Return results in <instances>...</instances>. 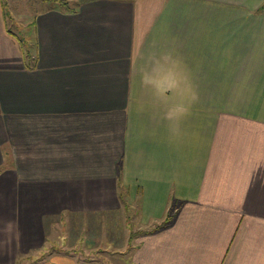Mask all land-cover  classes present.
Wrapping results in <instances>:
<instances>
[{"label":"crops","instance_id":"obj_1","mask_svg":"<svg viewBox=\"0 0 264 264\" xmlns=\"http://www.w3.org/2000/svg\"><path fill=\"white\" fill-rule=\"evenodd\" d=\"M69 2L28 65L0 0V264L127 209L129 264H264V0Z\"/></svg>","mask_w":264,"mask_h":264},{"label":"rangeland","instance_id":"obj_2","mask_svg":"<svg viewBox=\"0 0 264 264\" xmlns=\"http://www.w3.org/2000/svg\"><path fill=\"white\" fill-rule=\"evenodd\" d=\"M64 2L65 0H7L9 23L30 44L33 38L36 13L53 7L65 8L67 4L72 3ZM122 211L67 213L62 217L69 218V223L74 224L73 226L68 225V227L59 222L60 215L55 217L58 220L54 221L57 227L52 230V237L54 235L55 237L54 241L50 242L51 247L47 250L49 252L45 254L42 252L43 255H38L40 259L34 261L22 259L20 264H43L46 261V263L52 261L51 264H55V261L60 263L64 261L63 264H97V262L101 264H129L130 258L135 255L139 248L137 246L140 245L137 238L150 233L151 230L162 229L166 225L165 221L168 217H165L158 226H139L134 220L135 217L132 219L135 211L128 209ZM71 230L73 234H71ZM50 253L59 256L53 258L54 256H51ZM59 257H66V259L62 260Z\"/></svg>","mask_w":264,"mask_h":264},{"label":"trees","instance_id":"obj_3","mask_svg":"<svg viewBox=\"0 0 264 264\" xmlns=\"http://www.w3.org/2000/svg\"><path fill=\"white\" fill-rule=\"evenodd\" d=\"M64 3H68V0H65V2ZM68 5V4H67ZM66 5V6H67ZM65 6V7H66ZM21 41H22V44H23V46L25 47V53H26V59H27V64L28 65H31L32 64V59H33V57H35L34 56V51L32 50V46H31V44H29V45H27V43H25L24 41H23V39L21 38L20 39ZM27 42V41H26ZM121 197H123V194H121Z\"/></svg>","mask_w":264,"mask_h":264}]
</instances>
